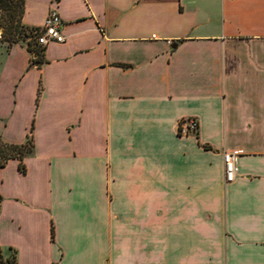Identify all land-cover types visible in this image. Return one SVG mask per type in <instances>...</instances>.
<instances>
[{
	"label": "crops",
	"instance_id": "obj_1",
	"mask_svg": "<svg viewBox=\"0 0 264 264\" xmlns=\"http://www.w3.org/2000/svg\"><path fill=\"white\" fill-rule=\"evenodd\" d=\"M51 10L40 65L0 43V141L33 144L0 168L3 257L264 264V0H24L22 24Z\"/></svg>",
	"mask_w": 264,
	"mask_h": 264
},
{
	"label": "trees",
	"instance_id": "obj_2",
	"mask_svg": "<svg viewBox=\"0 0 264 264\" xmlns=\"http://www.w3.org/2000/svg\"><path fill=\"white\" fill-rule=\"evenodd\" d=\"M0 12L2 19V23H0V31L2 32V35L7 38L5 42L8 44L9 48L17 43V40L12 35V32L22 23L24 0H0ZM34 30L36 31V29ZM0 43L3 44L2 41H0ZM27 51L35 56V58H33V64L40 65L41 49L37 47L32 50L29 46H27ZM32 147V137L30 136L27 137L26 142L21 145L6 144L0 141V168H2L9 160H17L19 162V169L24 171L22 161L24 157L31 152ZM11 258V262L8 258L2 259L0 251V263L5 264L9 261V264H16L14 254H12Z\"/></svg>",
	"mask_w": 264,
	"mask_h": 264
},
{
	"label": "built area",
	"instance_id": "obj_3",
	"mask_svg": "<svg viewBox=\"0 0 264 264\" xmlns=\"http://www.w3.org/2000/svg\"><path fill=\"white\" fill-rule=\"evenodd\" d=\"M62 22L55 10H51L43 25L35 31V44L43 48L49 43L63 44L65 37L61 33ZM35 58V56L33 57ZM198 125L195 119H183L179 122L177 133L181 136L196 134ZM224 180L226 183L234 181L236 176L235 155L223 153Z\"/></svg>",
	"mask_w": 264,
	"mask_h": 264
},
{
	"label": "rangeland",
	"instance_id": "obj_4",
	"mask_svg": "<svg viewBox=\"0 0 264 264\" xmlns=\"http://www.w3.org/2000/svg\"><path fill=\"white\" fill-rule=\"evenodd\" d=\"M0 15H1V12H0ZM0 23H2L1 16H0ZM12 35L17 40L16 45L25 46L26 49H27V46H29L32 50L37 48L35 46V30L34 29L26 27L21 23V25L17 29L13 30ZM6 39L7 38L5 36H3L2 32L0 31V41L3 42L2 45H4L6 48H8V44L5 42ZM29 58H30L29 59V65L32 66L33 65V55L31 53H29ZM9 67H10V64L7 63L6 64V72L8 71ZM1 69H2V71H4L3 68H1ZM19 138H23V137H19ZM11 256H12V254H11ZM11 256L8 258V260L10 262L12 261ZM2 259H5L3 257V255H2ZM9 261L5 264H9ZM0 264H2V263H0Z\"/></svg>",
	"mask_w": 264,
	"mask_h": 264
}]
</instances>
